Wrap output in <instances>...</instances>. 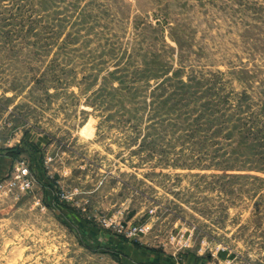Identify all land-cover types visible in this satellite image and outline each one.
I'll list each match as a JSON object with an SVG mask.
<instances>
[{
  "label": "rangeland",
  "instance_id": "374dc122",
  "mask_svg": "<svg viewBox=\"0 0 264 264\" xmlns=\"http://www.w3.org/2000/svg\"><path fill=\"white\" fill-rule=\"evenodd\" d=\"M0 154V264H264V0H0Z\"/></svg>",
  "mask_w": 264,
  "mask_h": 264
},
{
  "label": "built area",
  "instance_id": "2783aa9c",
  "mask_svg": "<svg viewBox=\"0 0 264 264\" xmlns=\"http://www.w3.org/2000/svg\"><path fill=\"white\" fill-rule=\"evenodd\" d=\"M33 179L29 172V168L25 163H20L16 166L13 176L7 181L6 185L14 188L19 186L22 189H29L32 185ZM2 184H0V187Z\"/></svg>",
  "mask_w": 264,
  "mask_h": 264
},
{
  "label": "crops",
  "instance_id": "0c3cea01",
  "mask_svg": "<svg viewBox=\"0 0 264 264\" xmlns=\"http://www.w3.org/2000/svg\"><path fill=\"white\" fill-rule=\"evenodd\" d=\"M12 159H13L12 157L0 154V176L5 174L4 173L6 171L5 168L8 167Z\"/></svg>",
  "mask_w": 264,
  "mask_h": 264
},
{
  "label": "trees",
  "instance_id": "16d2710c",
  "mask_svg": "<svg viewBox=\"0 0 264 264\" xmlns=\"http://www.w3.org/2000/svg\"><path fill=\"white\" fill-rule=\"evenodd\" d=\"M246 144V143H245ZM9 151H11V152H14V150H9ZM11 156L13 155V153H9ZM243 156V155H242ZM241 161H242V159H241ZM228 164V163H227Z\"/></svg>",
  "mask_w": 264,
  "mask_h": 264
}]
</instances>
